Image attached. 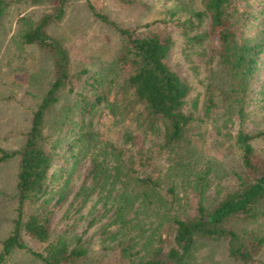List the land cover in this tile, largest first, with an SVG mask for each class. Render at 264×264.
<instances>
[{
    "label": "trees",
    "instance_id": "trees-1",
    "mask_svg": "<svg viewBox=\"0 0 264 264\" xmlns=\"http://www.w3.org/2000/svg\"><path fill=\"white\" fill-rule=\"evenodd\" d=\"M51 1L55 15L21 36L24 45L54 54V79L32 113L21 148L0 147V165L19 164L17 216L1 241L0 264L19 251L43 264H104L110 254H116L114 264H190L205 242H226L231 260L255 264L264 236L248 229L264 222V148H257L264 144V117L254 122L250 109L258 104L264 109V0H200V8H188L189 17L179 23L187 50L217 42L208 61V49L202 55L209 66L203 118L186 110L192 86L168 63L174 40L165 21L144 25L141 36L113 24L120 37L113 57L98 71L85 68L72 75L64 46L43 31L64 15L65 0ZM176 1L175 11H186L184 2ZM9 7V1L0 0V17ZM94 16L111 24L95 11ZM236 120L238 130L226 147L233 182L226 189L218 184L210 198L213 168L198 171L202 157L187 135L208 121L219 133ZM249 123L257 128L249 130ZM153 148L170 158L168 171L158 177ZM88 160L90 172L74 193ZM96 195L114 210L110 227H118L115 234L103 232L99 262L85 239L87 229L70 235L53 234L51 228L54 211L71 196L70 207L78 204L81 210ZM26 237L43 251L30 249Z\"/></svg>",
    "mask_w": 264,
    "mask_h": 264
},
{
    "label": "rangeland",
    "instance_id": "rangeland-1",
    "mask_svg": "<svg viewBox=\"0 0 264 264\" xmlns=\"http://www.w3.org/2000/svg\"><path fill=\"white\" fill-rule=\"evenodd\" d=\"M6 1L10 2V7L0 17V147L10 152L23 145L24 134L30 127L32 113L54 79V54L50 53V50H40L34 45H24L21 36L24 31L34 28L42 19L54 16L55 8L51 0L39 4L33 3L32 0ZM182 2L187 6L186 11L176 12V0H65L62 19L47 23L43 31L50 40L64 46L70 60V73L73 75L85 68L93 72L98 71L101 65L106 64L113 57L120 40L113 24L123 29L136 30L135 35L141 36L145 33L142 28L144 25L155 21H165V30L174 40L168 63L172 68L180 70L192 86L186 110H192L197 118H203L209 66L205 64L202 55L205 53L204 49H208V55L205 57L208 61L209 50L216 46L217 42L206 41L202 48L192 46L190 50H187L186 41L178 25L189 17L188 8L197 10L200 8V0H182ZM94 11L105 17L111 24L96 18ZM187 53L192 54L191 61L188 60ZM74 88H79L75 82ZM195 102L198 105L193 109ZM250 111L252 120L256 123L264 117L261 104L253 105ZM247 127L251 131L257 128L254 123H249ZM237 130V120L235 124L222 126L219 133L214 131L213 123L208 121L201 123L200 126L195 125L187 135L188 143L191 142L202 157L197 167L198 171L209 165L213 168L210 174L212 188L207 194L210 198L214 197L215 187L218 184L225 189L232 185L233 176L227 174V169L228 171L233 169L234 165L229 157L226 158L229 154L226 152V147L233 142ZM115 133L112 132V135ZM154 142H158V139ZM152 145L153 143L149 140L145 148L149 149ZM257 148L263 150L264 144L258 143ZM153 149L152 154L156 157V162L153 163L156 168L154 175L158 177L168 171L170 158L165 151ZM18 165V160L0 165V251L1 241L9 236L17 216V201L14 196ZM90 169L91 163L88 160L81 167L74 193L79 190ZM175 181L180 183V179L176 178ZM183 194L182 191L181 198H184ZM100 198L101 195L94 196L80 210L78 204L70 207L73 202V196H71L65 207L54 211L51 226L53 234L63 232H68L70 235L82 234L87 229L85 239L91 243L92 256L98 262L101 261L103 232L112 235L118 231L117 226L110 227L114 210L110 205L105 206L99 201ZM30 211L28 209L27 213ZM93 219L96 221L90 227ZM260 224L250 227L248 231L254 230L264 236V222ZM25 241L33 251H43V245L27 237ZM111 245L114 246L115 243ZM114 258L116 254H110L103 259V262L114 264L112 262ZM189 263L241 264L229 258L226 242L201 243L198 251L190 256ZM5 264L43 263L29 252L19 251L15 252ZM93 264L97 262L93 261ZM255 264H264V248L257 256Z\"/></svg>",
    "mask_w": 264,
    "mask_h": 264
}]
</instances>
